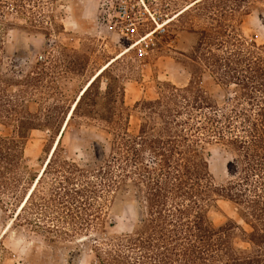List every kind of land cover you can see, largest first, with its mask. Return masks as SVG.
<instances>
[{"label":"trees","instance_id":"16d2710c","mask_svg":"<svg viewBox=\"0 0 264 264\" xmlns=\"http://www.w3.org/2000/svg\"><path fill=\"white\" fill-rule=\"evenodd\" d=\"M255 9L264 23V0H201L177 16L178 22L192 24L188 32L194 44L189 61L181 62L191 78L184 86L165 82L158 98L137 102L136 132L129 130L123 88L108 84L102 114L95 107L92 87L104 71L81 96L17 219L29 215L36 227L55 222L82 232L99 224L97 202L108 195L110 204L119 199L137 206L139 217L130 233L95 241L96 264H264V45L247 42L237 28ZM198 11L204 23L196 29L193 13ZM204 70L223 89L221 99L201 88ZM10 88L0 73V123H16L11 136H0V188L14 195L19 180L13 170L23 160L27 133L52 130L55 114L46 109L47 121L35 122L38 115L20 100L24 92L16 95ZM96 116L109 138L94 141L101 147H92L94 161L58 160L70 121ZM213 142L232 155L221 184L203 152ZM53 165L51 175L58 182L45 203L42 185ZM216 198L229 201L248 230L234 221L214 226L209 206Z\"/></svg>","mask_w":264,"mask_h":264},{"label":"rangeland","instance_id":"374dc122","mask_svg":"<svg viewBox=\"0 0 264 264\" xmlns=\"http://www.w3.org/2000/svg\"><path fill=\"white\" fill-rule=\"evenodd\" d=\"M194 1L157 0L154 9L163 30L140 42L157 26L145 22L135 30L129 29V22H122L116 11L122 0H0V73L14 94L24 92L20 100L38 115L35 122L47 121L46 109H53L55 114L52 130L41 127L27 133L23 160L13 170L19 180L15 194L0 188V264H96L95 241L103 243L105 236L130 233L135 228L137 206L122 204L119 199L110 204L108 195L97 202L99 224L87 226L82 232L55 222L36 227L34 218L24 215L19 220L16 212L61 134L80 91L110 60L128 49L93 85V94L97 95L94 104L104 109L103 93L108 84L113 90L123 88L131 132H136L140 123L137 102L158 98L165 82L176 86L189 82L190 73L181 62L188 60L194 44V36L188 32L192 24L187 19L178 22L177 16ZM193 16L199 29L204 17L200 11ZM237 28L247 42L264 45V23L257 9L242 17ZM198 82L212 98L224 95L208 71L199 74ZM103 125L100 116L71 120L57 159L68 164L94 161L92 147L101 149L94 141L106 143L109 138L102 132ZM15 126V122L0 123V136H11ZM203 152L216 183H223L231 153L222 143L214 142L204 145ZM54 168L56 165L42 185L45 203L50 202V190L57 186L51 175ZM209 217L216 227L234 221L248 230L236 208L223 198L210 203Z\"/></svg>","mask_w":264,"mask_h":264},{"label":"built area","instance_id":"2783aa9c","mask_svg":"<svg viewBox=\"0 0 264 264\" xmlns=\"http://www.w3.org/2000/svg\"><path fill=\"white\" fill-rule=\"evenodd\" d=\"M157 0H122L116 11L122 22L128 21V27L135 30L137 26L145 22L156 24L158 30H163V23L159 25L160 17L156 16L154 6ZM156 28V29H157ZM129 39V38H128Z\"/></svg>","mask_w":264,"mask_h":264},{"label":"bare ground","instance_id":"6f19581e","mask_svg":"<svg viewBox=\"0 0 264 264\" xmlns=\"http://www.w3.org/2000/svg\"><path fill=\"white\" fill-rule=\"evenodd\" d=\"M199 1H201V0H196V1L192 2L191 4L187 5L185 10H187L188 8H190L191 6H193L195 3L199 2ZM159 25H161V24H159ZM158 29H160V28H157V29L152 30L151 32L147 33V37H143V39H142L140 42H143L144 40H146L147 38H149V37H150L155 31H157ZM140 42L136 43V45L139 44ZM136 45L134 44V46H136ZM134 46H133V47H134ZM126 52H128V49H127V48H126L123 52H121V54H119L117 57L113 58V59L110 60L107 64H105V65H104V66H103V67H102V68H101V69H100V70H99V71H98L93 77H91V79L86 83V85H84V87H83L82 90L80 91L79 95L77 96L75 102L73 103V106H72V108H71V110H70V112H69V115H68L67 121L65 122V124H64V126H63V129H62L61 134H59V136H58V138H57L55 144H54L53 147L51 148V150H50V152H49V154H48L46 160L44 161L43 166H42L41 170L39 171L38 176L36 177V179H35V181H34L32 187L30 188V190L28 191L27 195L25 196V198H24L23 201L21 202V204H20V206H19V208H18V210H17V212H16V215H18V214L22 211V209H23V207L25 206L27 200L29 199V196L31 195V193L33 192L34 188L36 187L38 181H39L40 178L42 177V175H43V173H44V171H45V169H46V167H47V165H48V163H49V161H50V159H51V157H52V155H53V153H54V151H55V148H56V146H57V144H58V142H59V140H60V138H61V136H62V133H63V131L65 130V128H66V126H67V123H68V121H69V119H70V117H71V115H72V112H73V110L75 109L77 103L79 102L81 96H82V95L85 93V91L91 86V84H92V83H93V82H94V81H95V80H96V79H97V78H98V77H99L104 71H106V69L109 68V67L111 66V64H113V63L115 62V60L119 59V58H120L121 56H123Z\"/></svg>","mask_w":264,"mask_h":264}]
</instances>
